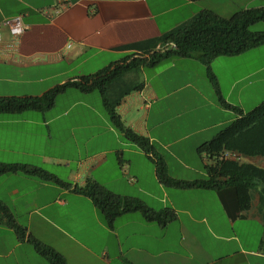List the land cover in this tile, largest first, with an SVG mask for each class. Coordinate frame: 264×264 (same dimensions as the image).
Wrapping results in <instances>:
<instances>
[{
	"label": "crops",
	"instance_id": "0c3cea01",
	"mask_svg": "<svg viewBox=\"0 0 264 264\" xmlns=\"http://www.w3.org/2000/svg\"><path fill=\"white\" fill-rule=\"evenodd\" d=\"M254 7H264V0H0V96H40L128 57L148 56L161 48L162 35L202 10L228 17ZM16 15L34 25L18 38L3 25ZM249 50L235 57L241 61ZM219 58L210 65L221 93L245 110L240 95L257 83L264 64L230 78L226 94ZM138 81L141 88L129 89L117 106L123 122L150 138L171 177L207 178L197 148L234 117L219 103L205 65L191 56L130 69L112 103L126 82ZM0 162L43 167L71 184L0 175V200L67 264H264V208L255 202L236 212L221 191L161 183L150 154L114 125L99 90L71 87L51 108L0 113ZM88 179L154 210L172 208L176 217L161 224L128 212L109 227L93 200L74 191ZM0 264L51 263L0 223Z\"/></svg>",
	"mask_w": 264,
	"mask_h": 264
},
{
	"label": "trees",
	"instance_id": "16d2710c",
	"mask_svg": "<svg viewBox=\"0 0 264 264\" xmlns=\"http://www.w3.org/2000/svg\"><path fill=\"white\" fill-rule=\"evenodd\" d=\"M264 22V7L239 10L225 17L211 10H202L160 38L161 48L148 56L128 57L96 73L85 75L56 85L40 96H0V113H21L53 107L57 97L68 88L75 87L89 92L99 90L114 125L124 136L150 154L155 163L158 179L169 187L205 188L224 193L227 204L236 212L249 210L257 202L264 208V100L251 110H244L229 103L222 95L211 61L217 56H235L246 50L264 45V30L251 27ZM174 45H173V44ZM195 56L206 66L219 103L235 113V118L213 138L198 146L197 152L205 159L207 178L199 180L175 179L168 173L161 154L155 151L150 138L127 126L117 111V106L128 90H138L142 82L128 84L120 89L121 95L112 103L110 95L117 91V83L130 69L139 66H155L176 57ZM125 85V84H123ZM132 88V89H131ZM122 90V92H121ZM21 172L63 187L71 184L59 179L43 167L21 163L0 162V175ZM74 191L91 198L104 214L109 227L118 216L128 212H140L147 221L166 224L176 217L172 208L154 210L141 199L121 196L88 179ZM0 223L12 228L20 240L32 244L35 250L51 264H67L64 256L55 248L36 239L26 227L20 225L9 207L0 200ZM264 247V236L261 241Z\"/></svg>",
	"mask_w": 264,
	"mask_h": 264
},
{
	"label": "rangeland",
	"instance_id": "374dc122",
	"mask_svg": "<svg viewBox=\"0 0 264 264\" xmlns=\"http://www.w3.org/2000/svg\"><path fill=\"white\" fill-rule=\"evenodd\" d=\"M261 25H262V22H259L258 24H255L251 28L253 30H257L263 26ZM244 55H245L244 56L245 58H243L241 61L239 60V58H236L235 56H220L219 58V61H220L219 64L222 63L223 69H224V75L221 76V84L226 94L229 89L230 78L232 77L236 78L240 74L243 75L245 73V70L249 66L256 65L258 67L264 64V45L260 46L259 48H253L247 51V53ZM240 96L242 97V104L246 111L251 110L255 108L258 104H260L264 100V73L261 74V76L259 77V80L257 81L255 85L251 86L250 89L247 90V92L244 91ZM232 114H233V117L235 118V113L232 112ZM149 124L150 125L152 124V115L150 117ZM224 127L225 125L222 127H219L218 129H216L217 130L216 132H219ZM187 144L189 143L187 142ZM171 169L175 172H180L178 167H176L174 163H171ZM58 170L59 172L63 173V176L67 174V170H64L63 168L58 169ZM126 174H127L128 179H130V177L132 178V175L130 172Z\"/></svg>",
	"mask_w": 264,
	"mask_h": 264
},
{
	"label": "built area",
	"instance_id": "2783aa9c",
	"mask_svg": "<svg viewBox=\"0 0 264 264\" xmlns=\"http://www.w3.org/2000/svg\"><path fill=\"white\" fill-rule=\"evenodd\" d=\"M3 25L8 26L11 33L17 38L23 35L24 33H26L27 31L33 30L34 28L33 24L25 23L21 15L5 18L3 20ZM0 40H1V34H0ZM14 41H16V39L13 40L11 43H9L7 47L13 48L14 46H16L17 43H15Z\"/></svg>",
	"mask_w": 264,
	"mask_h": 264
}]
</instances>
